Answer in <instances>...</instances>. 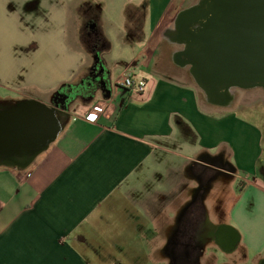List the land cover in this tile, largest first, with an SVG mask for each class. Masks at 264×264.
Here are the masks:
<instances>
[{"label":"crops","instance_id":"1","mask_svg":"<svg viewBox=\"0 0 264 264\" xmlns=\"http://www.w3.org/2000/svg\"><path fill=\"white\" fill-rule=\"evenodd\" d=\"M44 2L24 5L33 13L47 10ZM50 2L71 11L82 40V11L95 7L93 0ZM125 2L131 15L145 10L148 32L141 42L137 29L133 40L124 39L135 54L122 69L135 61V77L146 86L142 92L115 88L122 69L111 81L103 62L110 97L97 90L61 109V129L46 146L43 106L51 104L26 91L35 101L38 147L26 158L13 151L0 158V264L160 263L169 259L163 249L185 227L195 203L203 208L199 225L239 235L229 250L208 239L203 258H217L209 247L238 259H247L250 249L258 257L264 249V126L232 113L237 88L223 99L210 98L189 66L178 63L182 47L166 36L177 13L195 2ZM99 31L101 41L90 43L100 52L111 39ZM86 52L84 71L93 58ZM207 155L225 157L235 169L233 180L205 188L196 173L206 167Z\"/></svg>","mask_w":264,"mask_h":264},{"label":"rangeland","instance_id":"2","mask_svg":"<svg viewBox=\"0 0 264 264\" xmlns=\"http://www.w3.org/2000/svg\"><path fill=\"white\" fill-rule=\"evenodd\" d=\"M25 1L0 0V97L15 96L23 90L34 91L51 103L50 95L53 91L62 84L76 83L82 78L85 72L83 68L89 63L86 51L94 53L96 49L90 43L92 38L84 41L83 37L82 40L77 38L71 11L66 14V10L61 9L57 2L45 0L47 10L35 9L32 13L33 10L24 7ZM196 1L190 0V3ZM93 2L96 5L93 12L99 17V24L89 34L98 33L102 29L111 39V46L107 43L96 54L100 55L110 70L112 81L122 69V62L130 60L135 54V46L124 41L130 34L125 25L129 6L125 0ZM65 18L66 25L62 22ZM147 22L143 9L137 42L146 37ZM66 28L69 30L65 31ZM234 93L236 104L232 107V113L239 119L262 128L264 88H237ZM78 102L83 100L74 101L69 109L76 107ZM262 236L264 237V224ZM208 252L216 254L217 264H257L258 259L264 256V249L258 257L257 252L250 249L247 259L230 257L217 247H209Z\"/></svg>","mask_w":264,"mask_h":264},{"label":"water","instance_id":"3","mask_svg":"<svg viewBox=\"0 0 264 264\" xmlns=\"http://www.w3.org/2000/svg\"><path fill=\"white\" fill-rule=\"evenodd\" d=\"M168 33L182 47L178 63L189 66L208 94L222 98L231 88H264V0H197L177 13ZM104 85L103 96L110 97L111 86ZM43 110L46 146L61 124L54 106Z\"/></svg>","mask_w":264,"mask_h":264},{"label":"flooded vegetation","instance_id":"4","mask_svg":"<svg viewBox=\"0 0 264 264\" xmlns=\"http://www.w3.org/2000/svg\"><path fill=\"white\" fill-rule=\"evenodd\" d=\"M25 8L27 7L25 6ZM94 10H96V6L82 11L84 26L81 37L83 40L96 39L99 43L101 41L100 31L89 34L99 24V17L93 12ZM166 36L169 37L168 31ZM96 52L92 54V63L78 82L61 85L57 89L60 92L56 94L55 91L51 96L50 106L56 108L59 122L62 119L59 112L61 109L69 107L76 100H89L95 91L102 92L104 83L109 81L106 70H102L103 60ZM192 77L196 81L193 75ZM197 84L207 93L203 86L198 82ZM208 95L213 99L215 97ZM33 100V97L24 90L17 92L15 96L0 97V158L9 157L11 151L26 158L37 149L38 140L35 137L36 108ZM41 140L42 138L39 137V141ZM205 160L207 162L206 167L197 173L195 172L205 188H208L214 180H220L224 184L233 180L235 169L225 157L207 155ZM199 209L200 213H203L202 204L195 203L187 211L184 216L185 227L180 228L171 245L163 249V252L170 256L169 259L156 264H217L215 257L203 258L207 240L212 238L223 250L234 247L239 238L238 233L231 228H227L228 231L223 232L221 229L211 231L207 227L199 225ZM257 264H264V256L258 259Z\"/></svg>","mask_w":264,"mask_h":264},{"label":"built area","instance_id":"5","mask_svg":"<svg viewBox=\"0 0 264 264\" xmlns=\"http://www.w3.org/2000/svg\"><path fill=\"white\" fill-rule=\"evenodd\" d=\"M136 69H137V64L135 61L126 65L114 79L113 86L115 88H122V89L142 92L146 86V81L143 78L135 77ZM87 118L90 120H96L97 114L88 113Z\"/></svg>","mask_w":264,"mask_h":264},{"label":"trees","instance_id":"6","mask_svg":"<svg viewBox=\"0 0 264 264\" xmlns=\"http://www.w3.org/2000/svg\"><path fill=\"white\" fill-rule=\"evenodd\" d=\"M127 17H128V21H127L128 27L127 28H128L129 33H130L127 40H133L135 38L134 37L135 30L134 29L139 30V28L141 26L140 23H141L142 11L135 13V15H131V13L128 12Z\"/></svg>","mask_w":264,"mask_h":264}]
</instances>
